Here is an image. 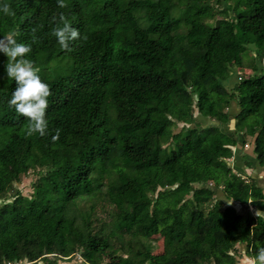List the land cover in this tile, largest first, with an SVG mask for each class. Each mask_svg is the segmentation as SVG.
Here are the masks:
<instances>
[{"label":"trees","instance_id":"1","mask_svg":"<svg viewBox=\"0 0 264 264\" xmlns=\"http://www.w3.org/2000/svg\"><path fill=\"white\" fill-rule=\"evenodd\" d=\"M0 3L10 6L0 36L31 44L51 91L47 133L26 135L0 54V264H238L242 244L253 258L264 217L208 185L218 174L226 200L264 212L258 180L227 163L251 138L242 158L264 172V0ZM61 13L83 37L70 49L52 34ZM235 67L243 76L229 90ZM163 211L174 214L161 225Z\"/></svg>","mask_w":264,"mask_h":264},{"label":"clouds","instance_id":"2","mask_svg":"<svg viewBox=\"0 0 264 264\" xmlns=\"http://www.w3.org/2000/svg\"><path fill=\"white\" fill-rule=\"evenodd\" d=\"M56 3L61 8L66 6V0H56ZM9 8L8 3H0V13H9ZM52 34L62 49H70V42L83 38L80 29L73 26L63 13L60 14L57 25L53 27ZM31 47L29 43L18 42L14 34L0 36V54L7 57L5 75L16 85L8 104L14 107L16 113L27 118L26 135L36 133L43 136L48 130L46 109L51 91L50 85L41 79L35 62L26 55L31 52ZM59 134L60 129L57 128L52 139H58ZM252 264H264V246L256 250Z\"/></svg>","mask_w":264,"mask_h":264},{"label":"rangeland","instance_id":"3","mask_svg":"<svg viewBox=\"0 0 264 264\" xmlns=\"http://www.w3.org/2000/svg\"><path fill=\"white\" fill-rule=\"evenodd\" d=\"M220 10H223V8H220ZM196 15V11L192 12V16ZM250 48H254L253 45L250 46ZM257 64L259 66V68H264V62L261 63L260 61H257ZM244 72L246 73H251L250 70H245ZM243 74L242 72L238 69V68H234L232 75L229 77V79H227L226 81L223 82V84L226 86V88H228L229 90H231L232 88H234V86L236 85L237 82H239L242 78ZM226 112L229 114V116L233 117L237 114V106L236 103H232L231 107L229 109L226 110ZM196 117L198 118V120L200 121L201 124L205 125H210V124H224L225 128L224 130L228 133L229 130L231 128H233V121L229 124L226 122L225 119H222L220 121H216V120H211L209 119V117L203 115L202 113L199 114L198 112L195 113ZM181 129V125H179V129H177L176 131H179ZM241 136V135H240ZM239 136L240 140H242V138ZM254 141V139L248 138L247 142L248 144L243 146L242 144H240L239 146L234 148V152H235V156L232 159L227 160V163L229 166H231L236 172L241 173L240 170L244 171V173L247 176H252L253 178H255L256 180L258 179V183L261 187H263L264 189V172H257V171H253L252 168L249 167V165L246 163L247 162H251V154L252 153V146L250 145L252 142ZM247 155H249L251 158L246 159V161L242 158L243 156L246 157ZM238 157L240 159H238ZM247 158V157H246ZM253 166H257V163L252 162ZM250 174V175H249ZM220 175L217 174V179L213 180V182L211 184H209L208 186L210 188H212L213 190H215L217 197L218 198H222L225 200V202L229 205L234 206L235 208H237L238 212L240 214H244L247 215L249 213H252L254 215H258L257 213V209H252L253 207H245L244 205L242 206L239 203H233L232 201H226L224 194L221 190V188L216 187L217 182L219 181V177ZM36 177L34 176V174L31 172L30 174L24 176L21 180V183L17 185V187L23 192L24 195H30L33 191V187H32V183L33 181H35ZM249 210V211H248ZM174 212H161V225H163V222H166L169 218H171L173 216ZM110 218L109 216L106 217V221H109ZM123 232V231H122ZM121 232V233H122ZM152 255L153 258H163L164 257V248H163V239L160 236H155L153 238L152 241ZM238 250H239V254L240 255H244V257H238V264H252V258L247 257L246 254V245L242 244L238 246ZM118 261V260H116ZM39 264H42V262H40Z\"/></svg>","mask_w":264,"mask_h":264},{"label":"crops","instance_id":"4","mask_svg":"<svg viewBox=\"0 0 264 264\" xmlns=\"http://www.w3.org/2000/svg\"><path fill=\"white\" fill-rule=\"evenodd\" d=\"M238 159H240L239 157H238ZM253 171H257V172H260L261 170H258L257 168H255V169H253ZM261 172H263V171H261ZM250 175V174H249ZM258 180V179H257ZM263 188V187H262ZM226 201H228V200H226ZM233 202V201H232ZM233 203H236V202H233ZM248 213V212H247ZM257 213H258V215H261V216H263L264 217V212H262V211H259V210H257ZM244 215V214H243ZM257 215V214H256Z\"/></svg>","mask_w":264,"mask_h":264}]
</instances>
